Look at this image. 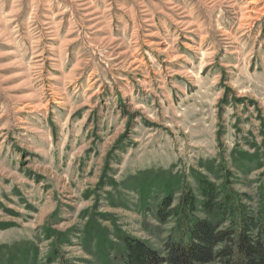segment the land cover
Instances as JSON below:
<instances>
[{
  "label": "rangeland",
  "instance_id": "1",
  "mask_svg": "<svg viewBox=\"0 0 264 264\" xmlns=\"http://www.w3.org/2000/svg\"><path fill=\"white\" fill-rule=\"evenodd\" d=\"M264 186V0H0V264L161 249L208 179Z\"/></svg>",
  "mask_w": 264,
  "mask_h": 264
},
{
  "label": "trees",
  "instance_id": "2",
  "mask_svg": "<svg viewBox=\"0 0 264 264\" xmlns=\"http://www.w3.org/2000/svg\"><path fill=\"white\" fill-rule=\"evenodd\" d=\"M224 174L219 187L202 179L198 192L186 188L175 206L171 198L156 208L160 223L174 220L162 248L124 240L122 264H264V186L256 208L238 194Z\"/></svg>",
  "mask_w": 264,
  "mask_h": 264
}]
</instances>
